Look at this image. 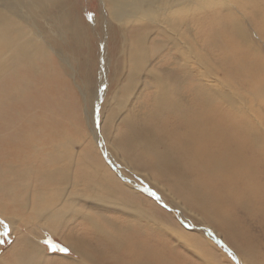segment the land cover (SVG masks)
I'll use <instances>...</instances> for the list:
<instances>
[{
	"label": "rangeland",
	"instance_id": "rangeland-1",
	"mask_svg": "<svg viewBox=\"0 0 264 264\" xmlns=\"http://www.w3.org/2000/svg\"><path fill=\"white\" fill-rule=\"evenodd\" d=\"M32 1L36 4L38 0ZM222 1L229 2L232 5V11L237 12L236 15L242 16L241 12L243 11L244 16H246L245 19L247 18L243 21V24L248 30L250 29L248 31L250 41L246 39L244 42L249 45V48H252H248L249 50L242 54V57L239 56V59L245 61L247 58L253 57L251 58L253 65L245 72L236 73V71H239L237 68H232V70L220 61L223 56L214 53L212 56L208 51L206 55L209 57L210 68H215L211 72L213 77H205L202 79L203 81L198 83L193 79L191 81V78L183 76L185 74L181 68L177 69L179 66L176 64L171 66L174 63L175 55L170 54L172 52L171 42H168L170 40L167 35H163L159 39L157 38L161 41L159 44L161 47L158 46L159 51L152 54L150 59L148 58L147 68L140 71L130 93L126 74L129 68L126 67L124 70L122 68L127 56V50L125 54L124 48H121L123 40L119 39L117 33L110 35L105 25L101 23L99 24V27L101 26L100 36L96 35L97 41L95 40V45L92 48L93 52L90 53L89 57L83 53L86 50L84 48L73 54L72 59L70 58L67 64L59 63L58 57L52 53V57L49 56V60H47L48 62L43 60L35 65H30L31 67L20 64L16 69L14 79H11L5 77L8 76V73H5L6 69H4L5 53L0 54V169L6 168L9 173L10 169L14 168L7 181L11 190L10 197L12 202L23 200L27 204L22 209L13 205L2 208L5 200L0 197V203L3 202L0 207V221L4 222V217L16 218V224L22 233H19L20 237L22 235L28 236L26 232L23 234V231L29 228L30 238L36 243L39 241L36 247H41L40 249L43 252L45 262L40 259V264H210L207 259L205 260L206 255L212 264H264V150H262L264 149V25H262L264 23V0L251 1L253 5L250 3L249 7L252 6L253 13L249 7V9L245 8V1ZM76 8L77 13L80 12L88 23V19L94 15L100 16V13H108V8H105L103 0H83L82 3L76 5ZM211 8L208 7L207 10H211L212 13L216 11L213 15L219 18L218 25L225 24L228 20L224 19L225 12H222V9L219 8L215 10ZM26 9L30 12L27 6ZM257 9L260 10V14L253 15ZM262 10L263 14L261 13ZM28 17L34 22L31 14ZM89 25L90 28L96 26L94 23H89ZM205 25L206 22L201 20L199 28L204 29ZM197 38L200 44L206 40L204 39L205 36H197ZM157 39H153V41L150 39L148 46H156L155 40ZM162 39L167 42H163ZM257 39L258 41H256ZM125 41L128 43V39ZM166 50L170 56L166 54ZM200 55L205 56L203 52ZM61 58L63 59L64 56ZM23 63L25 64V62ZM116 63L117 65L121 64L119 68L117 66V69L115 67ZM149 68H152L151 70L155 69L154 72ZM116 70L119 72H116ZM100 71H102L99 77L101 84L98 86L96 80ZM169 73L173 77L181 76L179 82L183 77L186 79L182 80L181 88L184 89V92H181L186 96L188 95L186 102L189 105L184 101V107L187 105L189 108L187 106L185 108L190 112L194 110L193 113L182 120L177 119V116H173L169 111L165 113L158 110L153 102L154 92L158 89L154 76H157V74L160 78L164 76L161 79L166 81L168 80L167 77H170L167 76ZM213 78L215 81L212 80ZM5 79H10L13 84L7 86ZM207 81L213 82L214 94H217H215L213 102L205 105L201 100L203 91L207 86H212ZM195 82L197 85L193 84ZM85 83H91V86H89L91 98L88 97L89 94L86 96ZM139 91L140 97L137 94ZM187 92L191 93L188 94ZM229 92L231 96H228ZM236 94L244 98V102L246 101L245 103H238L242 107L238 111L231 107L228 102L230 97H235ZM237 98L235 97L232 100ZM145 106L148 108L146 109ZM207 106L212 108L208 109ZM231 108L232 110H230ZM194 111L197 113L195 114ZM144 112L148 114L146 115ZM110 113L115 118L107 119ZM128 116L138 122H140V118H143L140 123L145 128L147 126L146 130L149 129L150 132L152 130V138L157 136V139H153L156 140L157 150L167 153H171L178 145V135L190 134L194 121L200 117L211 119L221 131L224 139L228 140L233 148L240 149L237 152L241 156L237 160L235 154L232 155L231 158L235 159L237 164L230 171L222 168L221 172L218 173L219 169L215 170L216 166L209 162V166L212 167L211 173H209L205 171L206 162L202 154H199L197 148L189 147L182 150L180 156L176 157L177 166L182 169L176 172H168L164 166L157 164L155 154L151 155L148 151L142 152L139 149L137 151L129 144L130 138L122 137ZM119 117L120 119H118ZM222 117L224 119L226 117V119L224 120ZM241 117L244 118L239 120ZM246 122H250L252 127L251 131L253 132L251 135L245 134L246 131L242 132ZM188 123L191 129L188 127ZM241 136H251L253 138H247L250 142L248 147L244 148V143H240ZM208 159L211 161V158ZM3 162H5L4 167L2 166ZM157 167L162 173L156 170ZM56 168L62 170L65 176L63 179H59L60 181H51L48 174H53ZM233 168L236 170L235 172ZM13 174L20 176L15 183L10 180ZM110 175L117 183H111V187L107 184ZM206 181L208 182L205 183ZM193 182L194 185L196 184L195 187L192 184ZM90 183L94 184L99 190L96 199H92L90 196L91 193L94 196L93 193L95 192V190L88 187ZM197 184L200 185L201 191L203 187L208 186V191H206L210 196L209 205L215 207L217 222L209 219L201 207L194 204L196 195L192 192H195ZM20 185H23L21 190H19ZM179 185L181 186L179 187ZM185 185H188L187 188ZM114 192L117 194L111 195V197H116L114 202L131 203L129 205L135 211H138L137 214H134L135 217L130 214L129 209L123 210L120 207L115 208L114 205L116 204L114 203L110 205L104 203L108 202V195ZM85 193H87L86 197H84ZM61 198H65L66 201ZM35 200L40 205L42 203L40 207L43 208L42 215L46 214V218L41 219H48V226H59L61 229L57 230L58 227H56L54 231H51L47 227V229L37 232L36 227L33 228V223L36 224L37 221H27L26 217L31 218V214L38 212L29 210L30 205ZM59 203H61L60 207H57ZM106 206L108 208L105 211ZM111 207L113 208L111 209ZM116 209L121 212L120 215ZM57 212L64 214L65 218H49L50 214H56ZM101 214H108L112 219H117L119 227L129 228L130 234L120 231L119 237L123 235L132 237L131 239L135 240L134 244L124 246L119 240H115L117 243L115 246L109 245L104 234L112 232V236L117 238L115 235L116 230L106 227L102 222ZM84 216H89L93 222L88 224L83 219ZM40 217L42 216L40 215ZM41 224L43 225L44 222ZM10 230L9 223H0V264H15L20 257L14 256L9 250L14 247L20 251L27 247L24 246L20 249L22 244L28 245L21 239L17 242L16 236L18 238V235ZM173 233L183 240L179 239L177 241ZM64 236L67 240H64ZM78 240L80 245L76 243ZM81 240L87 244L88 248L81 243ZM15 241L16 243L13 245ZM53 245H59V247H53ZM61 248H66L67 251H61ZM77 250H82L83 254L78 255ZM201 253H204V256Z\"/></svg>",
	"mask_w": 264,
	"mask_h": 264
},
{
	"label": "bare ground",
	"instance_id": "bare-ground-1",
	"mask_svg": "<svg viewBox=\"0 0 264 264\" xmlns=\"http://www.w3.org/2000/svg\"><path fill=\"white\" fill-rule=\"evenodd\" d=\"M82 1L83 0H38L37 3L34 4L32 0H0V54L5 53L4 69H6L5 73H8L7 74L8 76H5V77L14 79V74L16 72V69L18 68V66L20 64L30 66V65H35L37 63H40L43 60L47 61V60H49V56H51L52 53H54L55 56L58 57V59L60 60L59 63H61V64H67L69 62L70 58L73 56V54H75L76 52L81 51L84 48L86 50H84L83 53L89 57L90 53L93 52L92 48L95 45V40L97 41L96 35L100 36V27H101V26L99 27L100 23L102 25H105V28L108 29L107 31L109 32L110 35H112L114 33H117L119 39L121 41L123 40L121 48H124V53L125 54H126V50H127V56H126V59L124 60V64H122V68H123V70L126 67L129 68V69H127L128 73H126L127 74V84L128 85L125 84V85L128 86V91L129 92L131 91V89L134 88L133 86L136 83L135 81H136L137 76L140 74V71L147 68V64H148L147 60L149 61L150 56L152 54H154V53H157L159 51V48L161 47V46H159V44L161 43V41L158 40V39H159L160 36H163V35H167V37L170 40L168 42H171L170 47H171L172 52L170 54H174L175 57L177 58L176 59L174 57V61H173L174 63L171 66H175V64L177 66H179L177 69L181 68L183 70V73L185 74L183 76H185V78L186 77L187 78H191V81L193 79V80H195L198 83L199 81L200 82L203 81L202 80L203 78H205V77L207 78L208 76H212L211 72H212L213 68L212 69L210 68V65L208 63L209 57L206 55V52H208V51H209V54H211L212 56H213V53L223 56V58H220V61H222L224 63V65L229 66V68H231V69L232 68H237V70H239V71H236V73L240 72V71L241 72H245V70L246 71L249 70L251 68V65H253V60L251 59L253 57L248 59L246 56H244L245 58L248 59V60L246 59L245 61H244V59H239L240 58L239 56H241L242 54H245L246 51H248L249 49L252 48L251 46H250L251 48H249V45L244 42V40L249 39L248 37L250 36L249 32H248V31H250V29L248 30L245 27V24H243V21L247 20V18L245 19L246 16H244L243 11L241 12L242 16L236 15L237 12L235 13V12L232 11V7H231L232 5H230L229 2L225 3V1H222V0H212V1H210V0H103L104 3H105V8L106 7L108 8V13L104 14V12H103V13H100V16L94 15L95 18L93 16L90 19H88L89 23H94V25H96L95 28L92 27L93 28L92 29V28H90L89 23L84 19L82 14H80V12L77 13V11H76L77 10L76 5H78V3L80 4V2L82 3ZM238 1L239 2L240 1H245L246 2V3L244 2L246 4L245 8H248L250 6V3L252 4V2H251L252 0H238ZM26 6L30 10V12L26 9ZM101 6H102V4H101ZM208 7L214 8V9L211 8L212 10H215L216 8H219L220 10L222 9L221 11L225 12L224 19H228L227 22L225 23L223 21L225 24H223L222 26H219L218 25L219 18H217L215 15H213L214 13H216V11H214L213 13L210 12L211 10L208 11L207 10ZM251 7H249V8L251 9ZM251 11H252V9H251ZM252 13H253V11H252ZM261 13L263 14V10H262ZM29 14H31V17L34 19V22L31 21L30 18L28 17ZM59 14H61V15H59ZM259 14H260V10L257 9V10L254 11L253 15H259ZM221 17H223V15H221ZM201 20H204L206 22V25H205L206 27L204 29L203 28L202 29L199 28V23H201ZM260 20H261V18H260ZM262 25H264V23ZM260 26H259V28H260ZM250 27H251V25H250ZM251 29H252V27H251ZM250 34H251V32H250ZM197 36H205L204 39H206V40L203 43L201 42V44H200V41L198 40ZM163 38H165V37H163ZM126 39H128V43L125 41ZM150 39H151V41H153V39H157V40H155V45L156 46H152V47L148 46V41ZM252 39H254V38H252ZM107 41H108V39H107ZM162 41H163V39H162ZM249 41H250V39H249ZM256 41H258V39ZM165 42H167V41H165ZM151 44H152V42H151ZM158 46H159V48H158ZM259 46H261V45H259ZM259 46H257V47L259 48ZM259 49H261V47ZM59 51H62V52H59ZM165 52H166V54H168L167 50ZM165 52H163V53H165ZM202 52L204 53L205 56H201L200 55V54H202ZM258 52H259V50H258ZM262 52H260V53H262ZM68 53H70V54H68ZM119 54L122 55L121 53H119ZM256 54H254V55H256ZM99 55H100V53H99ZM161 55H164V54H161ZM262 55H261V58H262ZM62 56H64L63 59L61 58ZM161 59H165V58H161ZM172 59H173V57H172ZM261 60H263V59H261ZM99 61H100V58H99ZM23 62H25V64ZM259 63H260V61H259ZM119 65L121 66V64L117 65V63H116V66H115L116 69H117V66H118V68L120 67ZM149 65H151V64H149ZM156 67H157V65L155 66V68ZM149 69L151 70L152 68H149ZM219 69H222V68H219ZM223 69H224V67H223ZM153 70H155V69H153ZM153 70H151V71H153ZM116 72H119V71L116 70ZM194 72H198V73H194ZM250 72H252V71H250ZM101 73H102V71L98 72V77H97V80H96V84L98 86H100V84H101L100 83L101 79H99ZM114 73H115V69H114ZM213 74H214V72H213ZM246 74H247V72H246ZM170 75H171V73H169V75H167V76H170ZM237 75L239 76V74H237ZM254 75H257V74H254ZM113 76H114V74H113ZM117 77H118V75H117ZM163 77H161V78H163ZM180 77L181 76L173 77V75H172L170 77H167L168 80L164 81V80H162L159 77L158 74H157V76H154V79L157 81L156 84L158 86V89L154 92L153 102L156 105V108L158 110L163 111L165 113H168V111H169V112H171L170 114H172L173 116H177V119L182 120V119H185L190 113H193L194 109L192 110V112H190V111H188L185 108L187 105L184 107V103L188 100L187 99L188 95L186 96L184 93L181 92V91L184 90L181 87H182V83H183L182 80L185 79V78L183 77L181 82H179L180 81ZM214 77H216V76L214 75ZM140 78H141V75H140ZM125 79H126V77H125ZM148 79H150V78H148ZM151 79H153V78H151ZM212 80L215 81L214 78ZM217 80H219V79H217ZM255 80L257 81V78ZM258 81H259V79H258ZM6 82H7V84H6L7 86H10L11 84H13V83H11L10 79L6 80ZM85 82H87V81H85ZM196 82L193 83V84H196ZM207 82H209V85H212L211 87H213V82L212 81H211L212 83H210V81H207ZM122 85H124V84H122ZM151 85H149V86H151ZM89 86H91V83L90 84H86L85 83L86 96L90 93L89 92ZM142 86H143V84H142ZM191 87L193 88L192 85H191ZM197 87H195V88L197 89ZM211 87L207 86L205 88V90L203 91V94H202L203 97H202L201 100H202L203 104H205V105H208V103L213 102L214 101V97L216 96L215 94H217V93L214 94V92H215L214 90L215 89H214V87L213 88H211ZM217 87H219V86H217ZM144 88H146V87H144ZM200 88H201V86H200ZM201 90H202V88H201ZM229 91L232 92V90H230V89H229ZM96 92H97V90H96ZM96 92L94 93V98H95ZM119 92L121 93V91H119ZM211 92H213V93H211ZM132 93H133V91H132ZM190 93L191 92H189L188 94H190ZM137 94L140 97V95H139L140 91ZM193 94H195V93H193ZM128 95H129V93H128ZM138 96H136V97H138ZM197 96H195V97H197ZM217 96H219V95H217ZM228 96H231L230 92H229ZM88 97L91 98V95L89 94ZM235 97L236 98L238 97V98L235 99V100H232ZM235 97H230V99L228 98L229 99L228 102L230 103L229 105H231V107L237 109V111H238L239 109H242V107L238 103L244 102V98L239 97L237 94L235 95ZM85 101H86V99H85ZM141 104H143V103H141ZM186 104H188V103L186 102ZM108 106H111V105H108ZM141 106L143 107V105H141ZM141 106H139V107H141ZM146 106H145V108H146ZM187 108H189V107L187 106ZM193 108H195V107L193 106ZM207 108L211 109L212 107L211 106H207ZM235 109H233V110H235ZM230 110H232V108ZM121 111H122V109H121ZM126 111H128V110H126ZM148 111H150V110H148ZM139 112H140V110H139ZM206 112H207V110H206ZM196 113L197 112H195V114ZM198 113H202V112H198ZM115 114H117V113H115ZM203 115H205V114H203ZM112 117H114V115L112 116V113H110L107 119L111 120ZM227 117H228V115H227ZM138 118H139V116H138ZM154 118H156V117H154ZM162 118H164V117H162ZM222 118L224 119V117H222ZM243 118L241 117V118H239V120L243 119ZM118 119H120V117ZM136 119H137V117H136ZM142 119L140 118V122H141ZM225 119H226V117H225ZM173 121H172V123H173ZM140 122H138L135 119H133L130 116H128L127 120H126V123H125L126 124V128L124 130V133L122 134V137L123 138L124 137L125 138H130L131 140H129L130 141L129 144L131 146H133L137 151L139 149L142 152L148 151V153L151 154V155L155 154V156H156L155 160H156L157 164H159V166L160 165L164 166L165 170L168 171V172H171V171L176 172V171H180L182 169L181 167L177 166L178 162L176 161V157L180 156V153H181L182 150H185V148H189V147H192L193 149L197 148L199 154L200 155L202 154V157L205 159V162H206L205 171L209 172V173H211V170H212V167L209 166V162L213 166L214 165L216 166L215 170L219 169L218 173L221 172L222 168H224V169L226 168L227 170L230 171V170H232V167H234L237 164L236 160L231 158L232 155L235 154V158L237 160H239V158L241 156L237 152L240 149L233 148L231 146V143L228 140L224 139L221 131L217 128V126L214 124V122L211 119H206V118H201L200 117L199 119L194 121V124H193V127H192V130H191L190 134H188V135H184V134L178 135V137H179L178 145L176 146V148L174 147L175 149L173 148L174 150L171 151V153L158 151L157 148H156V146H157L156 142H155L156 140L155 141L153 140L155 137L152 138V136H151L152 135L151 134L152 130L150 132V130L148 129L149 132H150L149 133L148 130H146L147 126L145 128L144 125L142 123H140ZM157 122H158V120H157ZM228 123H229V121H228ZM122 124H124V123H122ZM226 124H227V120H226ZM187 125L190 128L189 123ZM228 125H231V124H228ZM243 125H244V122H243ZM161 126H163V125H161ZM255 127H257V126L255 125ZM178 128H180V127H178ZM222 128H223V126H222ZM251 129H252V127L250 126V122H246L245 123V128L242 129V132L244 133L246 131L245 134L251 135L252 132H253V131H251ZM180 130H178V131H180ZM259 131H261V130H259ZM228 133H229V131H228ZM30 134H31V132H30ZM223 134H225V133H223ZM259 135L261 136V134H259ZM254 136H255V134H254ZM260 136H259V138H260ZM241 137H242V139L240 140V143L241 142L244 143V145H245L244 148L248 147V145H250V142H248L249 140H247V138L248 139L249 138L253 139V138H251V136H246V137L241 136ZM263 138H264V136H263ZM155 139H157V136H156ZM253 141L257 142L256 140H253ZM23 143H24V141H23ZM161 145H162V142H161ZM255 150H256V148H255ZM262 150H264V149H262ZM208 158H211L212 162ZM152 161H153V159H152ZM2 164H3L2 166L4 167L5 162H3ZM149 166H150V164H149ZM224 169H223V171H224ZM13 170H14V168H11L9 173H8V170L6 168H1L0 169V197L5 200V204H4V206H2V208L3 207L8 208L10 205H13V206H15L17 208L22 209L24 206L26 207L27 204H25L23 200L12 202V198L10 197L11 190L9 189V185H8L7 181L9 179V174L12 173ZM156 170L158 172H160V169L158 167H157ZM235 171L236 170L234 169V172ZM105 172H106V170H105ZM160 173H162V172H160ZM156 174L158 175L157 172H156ZM157 175H156V177H157ZM226 175H228V174H226ZM64 176H65V174L63 173V171L58 169V168L55 169L53 174H48V178L51 181H60L59 179H63ZM18 177H20V176H18V175L15 176L13 174V176L10 177V180L14 181L13 183H15V182H17L16 179ZM212 177H214V176H212ZM237 178H239V177H237ZM108 179H109V181L107 182V184H108L109 187H111V183H113V184L116 183L115 179L113 180L112 175H110V178H108ZM183 180H185V179H183ZM213 180L215 181V179H213ZM101 181H103V180L101 179ZM189 181L191 182L192 180H189ZM163 182H165V181H163ZM207 182L208 181H206L205 183H207ZM192 184L194 185V182ZM195 185H194V187H195ZM61 186H63V185H61ZM180 186L181 185H179V187ZM187 186H186V188H187ZM57 187L58 186H56V188ZM88 187H90L92 190H95V192L93 193L94 196L91 195L92 193L90 194V196L92 197V199H96L97 198L96 196L99 195L97 193L99 190L92 183H90L88 185ZM199 187H200V185L197 184V186L195 188V192H192V193H194L196 195L194 197V201H195L194 204H196L197 206L201 207L202 211L207 214V217L209 219H213L215 222H217L218 220L215 218V212H216V210H214L215 207L214 206L211 207L209 205L210 196L207 193V191H208L207 187L208 186L203 187L202 191H201V187L200 188ZM22 188H23V185H20L19 186V190H21ZM58 189H59V187H58ZM119 189H120V187H119ZM12 191H13V189H12ZM200 192H202V193H200ZM189 193H190V191H189ZM18 194H20V193H18ZM111 195H117V194L114 192V193L108 195V202L106 201L104 203H108L109 205L111 203H114V204H116V205L113 204L115 206V208L120 207L123 210L129 209L130 210V214H132V215H134L135 213L137 214L138 211H135V209L132 206L129 205L131 203H129V204H126L125 202L116 203V202H114L116 197H111ZM212 195H214V194H212ZM86 196H87V193H85L84 197H86ZM40 199H42V198H40ZM64 199H62V200H64ZM182 199H183V197H182ZM106 200H107V197H106ZM64 201H66V199ZM75 202H77V201H75ZM2 204H3V202L1 201L0 207H1ZM60 204L61 203H59L57 205V207H60ZM41 205H42V203H41ZM41 205L39 203H37L36 200L33 202L32 205H30V209H29L30 211H38V212L34 213V214H31L32 213L31 212L30 214L32 215V217L31 218L26 217L27 221L28 220L33 221V222L37 221L36 224L33 223V228L36 227L35 230L37 232H39L40 230L43 231V229H47V227H49L51 231H54L56 227H58L57 230L61 229L59 226H48L47 225L48 219H41V218H46V214L42 215V209L43 208L42 209L40 208ZM47 206H48V204L46 205V207ZM107 206L104 208L105 211L109 207V206L108 207ZM112 208L113 207H111V209ZM40 210H41V212H39ZM116 210H114V211H116ZM117 213L120 215L121 212H119L117 210ZM40 215L42 217H40ZM101 215H102V219H103L102 222L106 225V227L107 228L108 227L112 228V230H116L115 231L116 233L114 231L113 232L115 233L117 238H114L112 236V232L104 234L105 235V240H106V242L109 245L115 246L117 244L115 240H119V242L121 244H123L124 246H126V245L132 246L134 244L135 240L133 241L131 239L132 237L130 238V237L125 236V235L119 237V232L120 231L130 234L129 228H127V227L126 228L119 227V223H118L117 219H112L110 217V215H108V214L107 215L101 214ZM142 216H144V215H142ZM134 217H135V215H134ZM0 218H1V216H0ZM4 218L5 219H3L4 220L3 224L4 223H9L10 224V228H11L10 231L15 233V235H18V238L16 236V241L18 242L21 239L23 242L28 244V245L22 244L20 246V249H22L24 246H27V247L22 249V250H20V251H18L19 250L18 248H14V247H12L9 250V252L13 253L14 256L20 257L15 264H18V262H19V264H40V259H42L43 262H45V259H43V255H42L43 252L40 249L41 247L40 248L36 247L37 243L39 241L36 243L35 241H33L30 238V233H28V232H30L29 228H27L26 231H23L24 232L23 234H25V232H26L28 234V236H23L22 235L20 237L19 233H21V231L19 230L18 225L16 224V220H15L16 218L15 219L14 218H7V217H4ZM49 218L59 219V218H65V216H64V214H62L60 212H57L56 214H50ZM83 219L88 224L90 222H93L92 219L89 216H84ZM132 220H134V219H132ZM41 221L44 222L43 225L41 224L42 223ZM37 223H39V224H37ZM153 225H154V223H153ZM220 226H221V224H220ZM102 232H104V231H102ZM33 233H34V230H33ZM174 236L177 238V241L179 239L183 240L181 237H179L176 234H174ZM73 238H74V236H73ZM64 240H67L66 236H64ZM16 241L14 242L13 245H15ZM76 243H78V245H80L79 244V240L76 241ZM81 243L85 247H87V244L85 242L82 241ZM184 243H185V241H184ZM30 244H32L33 246L30 245ZM195 249H199V248H195ZM77 251L79 252L78 255L82 253L81 252L82 250H77ZM111 251H112V249H111ZM201 254H202V256H204L203 255L204 253H201ZM206 259L208 260V262L210 264H212V262L208 259L207 255L205 256V260ZM122 261H126V260H122Z\"/></svg>",
	"mask_w": 264,
	"mask_h": 264
},
{
	"label": "snow or ice",
	"instance_id": "snow-or-ice-1",
	"mask_svg": "<svg viewBox=\"0 0 264 264\" xmlns=\"http://www.w3.org/2000/svg\"><path fill=\"white\" fill-rule=\"evenodd\" d=\"M0 223H3L2 221H0ZM6 227V226H5ZM48 243H51V242H48ZM53 247H59V245H53ZM61 251H67L66 248H61L60 249ZM234 258V257H233Z\"/></svg>",
	"mask_w": 264,
	"mask_h": 264
}]
</instances>
